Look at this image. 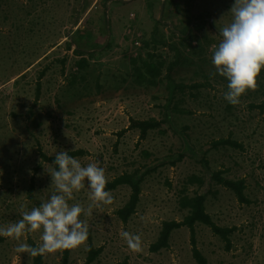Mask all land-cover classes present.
Masks as SVG:
<instances>
[{
  "label": "rangeland",
  "instance_id": "obj_1",
  "mask_svg": "<svg viewBox=\"0 0 264 264\" xmlns=\"http://www.w3.org/2000/svg\"><path fill=\"white\" fill-rule=\"evenodd\" d=\"M171 1L163 4L162 18L179 21L167 32L163 27L157 42L145 32L125 36V20L148 19L140 6L126 0H0V227L17 222L22 208L39 207L55 193L48 172L56 166L41 152L55 156L61 150L80 149L84 154L72 157L82 166L103 168L107 181L135 169L142 177L141 198L127 222L117 210L129 199L128 184L105 189L113 197L111 205L93 208L92 216L81 214L92 244L102 247L91 264H200L187 226L173 230L168 247L150 249L163 221L182 220L188 213L180 196L196 192L206 195V210L216 223L233 228L227 248L208 225L196 223L197 245L207 264H264L263 77L260 73L257 90L242 95L239 105L228 103L224 94L229 81L209 74L215 72L213 46L222 39L218 29L232 22L235 0L199 5ZM171 4L178 7L166 12ZM75 43L83 54L74 50ZM170 44L180 50L172 76L175 83L188 85L184 90H172L165 76L168 64L177 58ZM150 55L157 65L165 62L161 75L155 83H140L143 77L132 60L138 59L140 66V58ZM82 57L87 63L79 65ZM130 117H155L162 125L145 139L137 128L119 135ZM221 138L240 146L220 144L203 153L201 147ZM221 169L228 178H245L247 202L212 178V172ZM193 174L204 183L189 184L184 192ZM89 191L85 181L68 201L70 206L87 209ZM125 231L141 237L142 252L128 248L121 236ZM41 234L26 233L21 241L29 244L31 237L40 244ZM1 237L0 264H33L32 257L16 251V240ZM89 245L88 238L85 245L69 250L68 264H84ZM63 254L45 255L44 264H62Z\"/></svg>",
  "mask_w": 264,
  "mask_h": 264
},
{
  "label": "clouds",
  "instance_id": "obj_2",
  "mask_svg": "<svg viewBox=\"0 0 264 264\" xmlns=\"http://www.w3.org/2000/svg\"><path fill=\"white\" fill-rule=\"evenodd\" d=\"M230 12L232 22L218 29L222 37L214 47L212 63L215 72L229 83L224 99L233 106L241 103L242 95L258 88L257 78L264 69V0H235ZM54 164L49 170L55 193L39 207L30 211L21 210V219L6 227H0V236L16 240L18 253L29 257L45 256L63 250L77 249L88 240L89 226L81 220V214L93 215V208L111 205L113 197L106 191L108 183L105 170L94 163L82 166L79 160L70 156L68 151L56 153ZM89 188L91 203L87 209L80 204L70 206L68 201L74 199V192ZM41 243L31 246L21 241L26 233L41 231ZM128 248L133 252H142L139 235L127 231L121 233Z\"/></svg>",
  "mask_w": 264,
  "mask_h": 264
},
{
  "label": "trees",
  "instance_id": "obj_3",
  "mask_svg": "<svg viewBox=\"0 0 264 264\" xmlns=\"http://www.w3.org/2000/svg\"><path fill=\"white\" fill-rule=\"evenodd\" d=\"M191 18H193V17H191ZM187 32H189L188 27H186V30L183 34L186 35ZM152 40L158 42L157 37H153ZM162 43L168 45V43L166 41H162ZM71 44H73V43L69 42L68 46H71ZM75 44H76V47L74 50L78 54H83L81 46L78 43H75ZM169 46H171L175 50L177 58H175L174 61H171L168 64L167 71L165 73L166 79L170 82V85L172 86V90H175V89L184 90L188 87V85L175 83L173 80V76H172V71H173L174 66L177 64V61L179 58L178 56L180 54V50L175 45L170 44ZM152 57H153V55H150L148 57V59L140 58V60H142L140 66H138V63H137L138 59L132 60L134 67H135V71L137 70L139 75L141 76V78L143 77L142 80H139L140 83L142 81L155 83V80L157 78H159L161 75L162 67H163L165 62L159 61L160 64L157 65L158 63H154L153 61L150 60V59H152ZM78 63H79V65H83V64L87 63V60L85 59V57H82V59H80V61ZM261 75H262L263 81H264V69L261 70ZM42 76H43V73L40 75L38 83H37V89H36V98L37 99L39 98V95H40V90H41L40 80H41ZM192 86H198V84H194ZM263 88H264V86H263ZM260 106L262 109L264 108V100ZM161 125H162V121L155 118V117L142 118V119L130 117L129 118V124L126 127L122 128L118 132V134L122 135L130 129L137 128L140 131V135H139L140 138L145 139L151 129L160 128ZM220 144H222V145L232 144V145L240 146V143L233 141L230 138H221V139H217V140L209 142L208 144L205 145L206 146L205 148L201 147V150L203 151L204 154H206L210 148L217 147ZM84 152H85L84 150L79 149L76 151H71L68 154L70 156H75V155L84 154ZM41 156L46 161H50V162L55 161V156H50V155H47L43 152H41ZM205 162L207 163L206 159H205ZM223 173H224V171L222 169L216 170V171L212 172L211 176L218 183L223 184L224 186L232 189L235 192V194H236V196L240 202H247L248 199L245 195V188H246L245 178L232 179V178H228L226 176H223ZM138 174H139L138 169H135L134 171H131V172L126 171V172L114 177L112 180L108 181V183L106 185V189H114V188H116L122 184H128L131 187V193H130L129 199L127 200V202L122 207H120L117 210L119 217L124 222H127L128 219L131 217V215L136 212L137 205H138L140 198H141L142 177H139ZM204 180L205 179L201 176L194 175V174L190 175L186 180V183L183 187V191L187 192L188 185L192 184V183H197L199 185H203ZM33 187H34V185H33V181H32L30 189H29V195L31 197H33ZM179 200H180L179 203H180L181 207L188 209V213L183 217L182 220L171 219V220L163 221L162 228L160 230V234H159L157 240L155 242H153L150 246V249L152 251H158L161 248L168 247L169 243H170L169 242L170 236H171L173 230L180 228L182 226H187L190 230V241L192 244L193 256L195 257V259L200 264H207L206 257L203 255L202 251L199 249V247L197 245V237H196L197 236V234H196V223L197 222H202V223L208 225L215 234L219 235L220 237H222L225 240L227 248H230V245H231L230 234L232 233L233 228L221 226L214 221L211 214L206 210V205H205L206 195L205 194H201V193L196 192L194 195H190L188 193H184L182 196H180ZM88 238L90 239V245L88 248V255H87V258H86V261L84 262V264H91L97 258V256L102 252V247H95L92 244L90 231L88 234ZM1 240H2V237L0 236V241ZM28 241H29V245H31L33 247L39 245L31 237L28 238ZM68 258H69V250H64L62 264H68ZM32 259H33V264H44V256L43 257H41V256L32 257ZM116 264H127V261L125 260L123 262H119Z\"/></svg>",
  "mask_w": 264,
  "mask_h": 264
},
{
  "label": "crops",
  "instance_id": "obj_4",
  "mask_svg": "<svg viewBox=\"0 0 264 264\" xmlns=\"http://www.w3.org/2000/svg\"><path fill=\"white\" fill-rule=\"evenodd\" d=\"M169 5L172 3L171 0H167ZM195 5H199L200 3H204L206 0H192ZM212 1V0H208ZM234 0H232L233 2ZM166 2V0H126V3L128 4H137L142 8L143 13H147L148 19H141L139 18L138 20H131L133 17H130L129 20H125L126 23V28H124V34L125 36H131V37H136L137 35H141L142 33H147L151 38L157 37L158 34L163 35L164 30L165 32L168 31V27H173V23L176 25V22L178 19H173L172 20H164L162 18V13L165 12L163 10V4ZM170 2V3H169ZM235 2V1H234ZM224 6L230 5L227 1H221ZM174 7V8H172ZM178 5L174 4L168 7L166 9V12H171V9L176 10ZM200 12V11H198ZM195 14V11H193ZM134 16V13L132 14ZM179 21V20H178ZM114 22H119V21H114ZM163 22H167L168 26H164ZM115 27L116 24H115ZM179 33H181V30H178Z\"/></svg>",
  "mask_w": 264,
  "mask_h": 264
}]
</instances>
